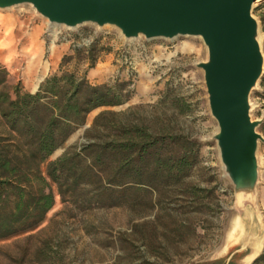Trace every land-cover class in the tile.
Returning <instances> with one entry per match:
<instances>
[{"label":"rangeland","instance_id":"obj_1","mask_svg":"<svg viewBox=\"0 0 264 264\" xmlns=\"http://www.w3.org/2000/svg\"><path fill=\"white\" fill-rule=\"evenodd\" d=\"M253 15L259 22L264 53V0L255 1ZM63 45L69 47L65 56L75 48L82 51V59L69 61L65 70L78 67L82 73L87 68L88 50L94 47L98 57L94 68L106 55L116 66L104 83L114 84L118 73L131 69L137 82L127 103L90 112L86 124L41 165L43 171L66 151L80 149L97 137H109L110 131L103 127L87 135L103 110L130 108L135 123L159 131L173 111L170 101L163 99L167 90L185 97L191 105V111L180 114L175 124L200 143L198 161L185 176L160 173L150 183H129L126 200L113 192L99 202L83 204L70 194L61 196L57 184L51 182L54 206L35 230L0 240V264H245L244 258L253 249L245 237L257 217L263 240L258 257L264 251V142L258 148L259 202L239 205L212 138L218 124L210 112L204 71L196 65L208 57L203 39L183 35L127 39L112 25L52 26L29 3L0 8V78L6 77L2 88L14 95L16 86L28 91L25 84L36 77L59 72L63 59L55 65L54 52ZM98 73L99 69H93L91 79L96 80ZM263 78L264 73L250 97L253 119H264ZM6 128L0 116V132ZM257 130L264 136V122ZM80 190L90 191L84 186Z\"/></svg>","mask_w":264,"mask_h":264},{"label":"trees","instance_id":"obj_2","mask_svg":"<svg viewBox=\"0 0 264 264\" xmlns=\"http://www.w3.org/2000/svg\"><path fill=\"white\" fill-rule=\"evenodd\" d=\"M74 50L64 56L60 71L48 75L36 92L16 86L13 95L2 88L6 77L0 78V116L7 126L0 132V240L33 231L43 223L55 204L51 182L57 184L61 196L70 194L83 204L99 202L113 192L126 200L129 183H150L160 173L185 176L198 161L200 143L175 124L180 114L191 111V105L167 90L163 99L170 101L173 111L159 131L135 123L130 108L103 110L87 135L103 127L110 131L109 137H97L80 149L66 151L43 171L41 165L86 124L90 112L125 104L132 97L126 82L94 84L89 80L88 69L98 60L94 47L88 50V66L82 73L78 67L65 70L69 61L82 59V51ZM105 183L116 188L103 187ZM81 186L91 192H82ZM253 264H264V251Z\"/></svg>","mask_w":264,"mask_h":264},{"label":"water","instance_id":"obj_3","mask_svg":"<svg viewBox=\"0 0 264 264\" xmlns=\"http://www.w3.org/2000/svg\"><path fill=\"white\" fill-rule=\"evenodd\" d=\"M256 0H0L6 9L29 3L49 23L76 28L86 23L117 27L127 39L201 37L208 57L203 69L209 108L218 129L224 173L234 185L239 205L256 193L258 148L264 119L251 115V93L264 73Z\"/></svg>","mask_w":264,"mask_h":264},{"label":"crops","instance_id":"obj_4","mask_svg":"<svg viewBox=\"0 0 264 264\" xmlns=\"http://www.w3.org/2000/svg\"><path fill=\"white\" fill-rule=\"evenodd\" d=\"M68 50H69V47L66 45H63L61 46V48L57 49L54 52L55 65H58L62 61L65 54H67ZM34 57L33 59H35ZM86 65L88 66V62L86 63ZM100 65L102 66L101 68H99ZM95 68L99 69V73L96 75L97 79L92 80L90 77V74H91V71ZM95 68L94 67L89 68L87 72V77L94 84H103L113 75V73L116 70V66L113 64L112 59L109 55H106L103 59L99 58V62L97 63V66ZM46 73L40 75L39 77H36L34 80L28 83V85L25 84V89H27L30 92H36L40 86V83L44 80L45 76L47 75Z\"/></svg>","mask_w":264,"mask_h":264},{"label":"bare ground","instance_id":"obj_5","mask_svg":"<svg viewBox=\"0 0 264 264\" xmlns=\"http://www.w3.org/2000/svg\"><path fill=\"white\" fill-rule=\"evenodd\" d=\"M261 1V0H256ZM52 26H63L58 25L55 23H51ZM240 198L251 200L252 202H259V192L256 190L255 194L247 195V196H241ZM246 234V232H245ZM244 238V237H243ZM245 239L250 240L253 243V249L252 252H250L246 257L244 258V263L249 264L257 257V255L260 253L262 246H263V240L261 236V224L260 219L257 217L255 219V224L252 228L251 232H247Z\"/></svg>","mask_w":264,"mask_h":264},{"label":"built area","instance_id":"obj_6","mask_svg":"<svg viewBox=\"0 0 264 264\" xmlns=\"http://www.w3.org/2000/svg\"><path fill=\"white\" fill-rule=\"evenodd\" d=\"M113 82H126L127 90H133L137 82V74L132 69L129 70L126 74L123 72L118 73L114 78Z\"/></svg>","mask_w":264,"mask_h":264}]
</instances>
